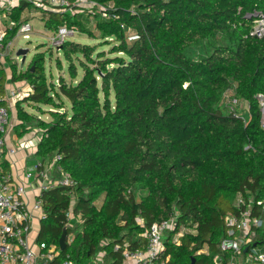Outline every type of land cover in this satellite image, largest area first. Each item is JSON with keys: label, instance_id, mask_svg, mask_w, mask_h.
Wrapping results in <instances>:
<instances>
[{"label": "trees", "instance_id": "16d2710c", "mask_svg": "<svg viewBox=\"0 0 264 264\" xmlns=\"http://www.w3.org/2000/svg\"><path fill=\"white\" fill-rule=\"evenodd\" d=\"M89 1L96 6L88 13L43 16L49 31L68 26L100 41L68 40L61 47L70 82L64 76L48 81L45 53H37L26 71L11 64L14 81L33 88L16 103L18 136L42 129L37 156L54 163V180L68 175L73 182L43 192L48 218L38 240L59 245L68 227L57 263L88 264L101 253L103 264H125V251L146 249L154 223L177 215L164 239L167 264H213L229 238L227 217L240 213L237 199L246 201L243 209L252 198L264 201L257 99L264 95V36L250 34L254 18L246 17L264 13V0ZM26 6L13 9L17 25L6 43L28 21L20 20ZM218 35L224 44L214 43ZM202 43L208 53L192 57ZM106 45L110 51H100ZM4 82L0 70L1 94ZM231 85L236 98L249 104L248 119L222 110ZM25 102L51 107L52 120L29 113ZM69 214L83 226L75 237ZM253 215L264 217L257 202ZM257 232L264 236V229ZM205 249L208 255L201 253Z\"/></svg>", "mask_w": 264, "mask_h": 264}, {"label": "built area", "instance_id": "2783aa9c", "mask_svg": "<svg viewBox=\"0 0 264 264\" xmlns=\"http://www.w3.org/2000/svg\"><path fill=\"white\" fill-rule=\"evenodd\" d=\"M21 3L35 9L40 17H43L47 12H72L74 6L81 7V4H86L91 10L96 6L94 2L89 0H77L76 3L71 0H0V9L7 12L8 15ZM99 8L104 10L101 6ZM107 16L112 15L107 14ZM246 17L249 19L254 18L250 34L256 38H262L264 36V13L255 11L249 13ZM7 19L8 23H6ZM16 25V22L10 20L7 16L0 17V59L5 58L8 54H6V51L11 46L12 40L6 43V38L8 31ZM32 31L33 26L30 21H27L19 27L17 35L29 39ZM77 31L78 29L68 26L59 28L58 31L52 34V45L60 49ZM32 92V87L28 90L17 87L8 91L6 95L0 93V159L6 155L12 156L15 154L14 149H6L5 140L10 120V106L12 103H17L19 100L28 97ZM257 99L262 114L261 125L264 129V95H258ZM27 177L30 179H45V183L39 186L32 208L28 199L27 187L15 182L11 175L0 172V264H75L71 260L57 263L56 260L61 255L60 246L53 242H40L38 240L39 234L35 237L32 235L34 233L33 221L38 219L40 222H44L48 218L41 200L43 192L58 185L71 186L73 182L68 175H64L63 179L60 180L50 179L46 170H39L38 168L27 173ZM255 202L264 211V201H255L252 198L250 199L249 208L243 209L242 206L246 204V201L242 196L237 199V208L240 213L227 217V225L230 228L229 238L221 242L219 246L220 253L212 258L213 264H225L227 254H230L229 264H233V259L244 255L243 253L246 250L248 251V261L252 264H264V236L259 238L257 232L259 229H264V217L253 215V203ZM72 219L73 215L69 214V220L72 221ZM176 219L177 215L169 221L154 223L146 232L148 238L146 249L134 252L125 251V264H167L169 257L163 256L166 247L164 239L167 233L175 229ZM139 222L143 225L142 219ZM184 232L185 229L177 235L176 242L179 241V237ZM201 253L209 254L206 249Z\"/></svg>", "mask_w": 264, "mask_h": 264}, {"label": "rangeland", "instance_id": "374dc122", "mask_svg": "<svg viewBox=\"0 0 264 264\" xmlns=\"http://www.w3.org/2000/svg\"><path fill=\"white\" fill-rule=\"evenodd\" d=\"M73 3H76L77 0H71ZM81 7L74 6L72 8L73 13H88L91 10V8L87 7L86 4H81ZM88 16V14H86ZM31 25L33 26V31L30 33L29 39H24L22 35H17L11 42V46L6 51L7 56L5 57L7 60H11L12 64H18L19 67L26 71L28 69V66L32 62L34 56L37 53H45V61H46V73L48 77L49 82L57 81L60 76H64L65 79L70 82V74L68 72V63L64 59L61 51L57 48H55L52 45L51 37H52V31H49L44 26L43 19L39 18H33L31 20ZM69 40L81 42V43H87L90 45H98L100 43L99 40L93 39L89 37L88 34L83 33L81 31H77V33L70 37ZM215 44H224V41L218 35L215 40ZM112 45H106L100 48V51L109 52ZM20 49H27L28 53L26 55L25 65L22 67V57L17 56V51ZM209 51V45L207 43H202L198 46H195L192 48L191 52L189 53L192 57L198 58L202 54H206ZM10 63V61H8ZM59 63L61 64V67L59 66ZM80 77H82V72L80 71ZM23 81H15L14 85L15 87L21 88L25 84H23ZM222 110L225 113H235L238 116L248 119L249 117V104L246 101L239 100L235 96V86L231 85V88L225 93L223 100L220 104ZM65 108L69 111L71 110V104L67 100L65 103ZM26 109V108H25ZM29 112L34 113L37 115L38 118H42L45 121H51L52 117L48 114V111L51 109L49 106H42L40 109L29 107L27 108ZM54 165V163H51ZM50 164V165H51ZM51 177L53 179L54 175L57 174V171L53 167V170L51 171ZM71 227V237L77 236L79 233L82 232L83 226L81 224L80 218H73L70 222ZM136 236V235H134ZM103 254H99L96 258L92 259L88 264H103Z\"/></svg>", "mask_w": 264, "mask_h": 264}, {"label": "crops", "instance_id": "0c3cea01", "mask_svg": "<svg viewBox=\"0 0 264 264\" xmlns=\"http://www.w3.org/2000/svg\"><path fill=\"white\" fill-rule=\"evenodd\" d=\"M6 13L7 12L1 10L0 17L7 16L10 20H14L11 16L13 11L11 14L8 15ZM33 18H39L41 20L43 19V17L37 15L35 9L27 5L21 13L20 20L23 21L25 19H28V21H30L31 23V20ZM6 23H8V19ZM8 61H10V63H8ZM11 64H12L11 60H7L6 58L0 59V70H3L5 73V82L3 85V93H2L3 95H6L8 91H10L11 89L17 88L14 85L15 81L13 78ZM18 69L19 72L23 71L19 67V65H18ZM23 82H24L23 84L25 85L21 88L28 90L31 87V85L27 81H23ZM24 106L27 111H28L27 108L31 107V105L27 102H25ZM40 119L42 118L40 117ZM19 124L20 121L17 116L16 103H12L10 106V120H9L8 130L5 135V140H6V149L7 150L14 149L15 154L12 156L6 155L2 159H0V172L2 174L11 175L15 182H17L18 184H23L27 187L28 199L30 202V207L32 208V204L34 202V198L38 193L39 186L42 183H45V179L43 178L30 179L27 177V173L33 172L35 168H38L39 170H46L48 172V177L52 179L50 175L52 173L51 171L53 170L54 165H52L51 163H50L51 165L48 164L47 161H43L41 158L37 156L38 143L42 138V129H40L39 127L34 128L33 130L26 133L22 137H19L17 131V127ZM4 163H7L8 165H3ZM41 226H42V222H40L38 219H35L33 221V227H34V233H32L33 237L40 234L39 231L41 230ZM243 254L244 255L237 256L235 259H233L232 263L252 264L250 261H248L247 258L248 251L247 250L244 251ZM227 264H229V262Z\"/></svg>", "mask_w": 264, "mask_h": 264}, {"label": "water", "instance_id": "95a60500", "mask_svg": "<svg viewBox=\"0 0 264 264\" xmlns=\"http://www.w3.org/2000/svg\"><path fill=\"white\" fill-rule=\"evenodd\" d=\"M61 50V48L59 49ZM28 53L27 49H20L17 51V56H21L22 57V63L21 66L23 67L25 64V60H26V55ZM67 237H68V227H65L63 229V233L61 235V238L59 240V246H60V250L61 252L66 250L67 247ZM192 264H195V259L193 260Z\"/></svg>", "mask_w": 264, "mask_h": 264}]
</instances>
